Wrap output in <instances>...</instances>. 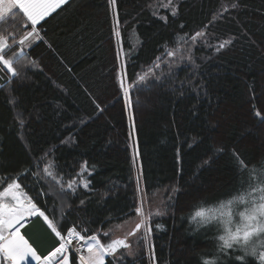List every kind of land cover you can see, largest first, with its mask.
Returning <instances> with one entry per match:
<instances>
[{
	"label": "trees",
	"instance_id": "obj_1",
	"mask_svg": "<svg viewBox=\"0 0 264 264\" xmlns=\"http://www.w3.org/2000/svg\"><path fill=\"white\" fill-rule=\"evenodd\" d=\"M164 1L69 0L41 21L0 87V188L19 182L62 233L102 240L137 217L142 192L170 191L147 246L105 264H241L192 216L240 194L234 154L264 166V0H176L175 15ZM25 23L17 10L0 24L7 56Z\"/></svg>",
	"mask_w": 264,
	"mask_h": 264
},
{
	"label": "snow or ice",
	"instance_id": "obj_2",
	"mask_svg": "<svg viewBox=\"0 0 264 264\" xmlns=\"http://www.w3.org/2000/svg\"><path fill=\"white\" fill-rule=\"evenodd\" d=\"M108 2L112 5L116 3V0H108ZM68 3L69 0H0V24H6L10 19H14L18 10L22 14V19L26 21L23 27L29 28L30 26V30L18 41V44L22 46L20 51H13L12 56H7L6 53V50H11L8 37L0 35V66L2 69H6L13 77L17 76L18 72L14 67V62H18L23 46L31 44L33 40L40 39L37 26L45 17ZM175 14V8H173L172 15ZM118 24L117 21L116 27L113 28V33L117 37L120 36V32L117 30ZM196 35L201 36L203 33ZM13 43L17 42L13 40ZM227 43L230 42L221 43L218 50L225 48ZM141 79L143 80V77ZM120 86L121 88L124 87L122 78ZM127 94L126 90L125 95ZM256 115L259 116L260 113L257 112ZM234 155L241 171L240 194L226 203L222 202L218 210H206L200 206L194 212L192 219L201 226L219 220L224 228V234L219 236L221 241L219 250L221 252L228 255V249L238 246L243 255H238L235 259L241 264H247L246 257L249 255L256 256L260 264H264V166L250 168L238 154ZM207 162L205 161V163ZM44 171L53 176L49 168H45ZM244 171H247V177L243 175ZM88 174L91 175L92 173L89 171ZM53 178L55 179L54 176ZM89 183L84 182L83 187L88 189ZM67 187L75 190L73 183H69ZM40 194L44 195L45 193L41 192ZM81 203L83 204V201ZM237 204H245L246 210L235 212L234 209ZM225 209L228 210L225 211ZM136 211L140 213L139 208ZM217 211L219 217H217ZM155 214L160 215L161 213L157 211ZM234 215L240 217V221L235 224L232 219ZM29 217L42 218L47 228L58 239V245L46 256H40L29 241L21 235L18 225L23 226ZM141 223L136 225V230L140 229ZM150 230L149 226L148 231ZM134 234V232L129 233V235ZM121 247L127 249L130 245L124 239L102 243L98 235L85 236L75 226L62 233L46 212L38 207L37 202L24 193L22 185L17 181L0 188V264H29V258L35 264H72L70 248H74L80 253L78 256L80 264H105V256L115 255ZM85 251L87 256L84 255ZM204 264H215V260H206Z\"/></svg>",
	"mask_w": 264,
	"mask_h": 264
},
{
	"label": "rangeland",
	"instance_id": "obj_3",
	"mask_svg": "<svg viewBox=\"0 0 264 264\" xmlns=\"http://www.w3.org/2000/svg\"><path fill=\"white\" fill-rule=\"evenodd\" d=\"M175 2L176 0H166L163 2V6L164 7H169L170 5L172 6V8L175 6ZM46 18V17H45ZM149 71H151L150 68L146 69L144 72V74H141V77H143V80L140 78L139 80V85L146 82L147 80L151 79V74L149 73ZM121 78L123 79V84H124V89L125 91L127 90V105L131 110V98L129 95V91H130V87L128 86L127 82L125 81V78L122 74V71L120 72V81ZM134 124V123H133ZM170 191H158L155 192L151 195L148 194H144L142 192V203H141V207H140V213H138L137 217L134 218L131 221L125 222L121 225L118 226H113L110 230H108L107 235L104 234L105 236V240L101 239L102 243H109L112 240H116V239H124L126 240V242L130 245L129 248L125 249L123 247H121L119 249V251L113 255V257H120V256H135L137 254V252L143 247V246H147L148 243V233H147V224L149 222V218L151 215L155 214L157 211L161 212V210L165 207V205H167L169 199H170ZM238 196V195H235ZM234 197L231 196L229 198L226 199H222L220 200L218 203L212 204V205H208V206H204L203 208L206 210H218L220 209V205L222 202L226 203L228 200H231ZM246 205L245 204H237L235 206V212H243L246 210ZM228 209H225V211H227ZM217 217H219V212L217 211ZM199 219V218H197ZM233 219V223H238L240 221V217L238 215H234L232 217ZM141 221H143V223H141ZM193 222H195L192 219ZM138 223H141V227L139 230H136V225ZM205 228H215L216 232H218V236L223 235L224 234V228H223V224L219 222V220L213 221L210 224H204ZM134 232V235H129V233ZM46 236V235H44ZM74 243H77L76 241H74ZM72 251L78 253L74 248H70ZM230 250H235L238 251L241 255H243V253L239 250L238 246L234 247L233 249ZM87 256V252H84ZM256 257L253 255H249L248 257ZM106 257L105 256V261H106ZM257 258V257H256ZM30 259V258H29ZM33 262V261H32ZM35 263V262H34Z\"/></svg>",
	"mask_w": 264,
	"mask_h": 264
},
{
	"label": "crops",
	"instance_id": "obj_4",
	"mask_svg": "<svg viewBox=\"0 0 264 264\" xmlns=\"http://www.w3.org/2000/svg\"><path fill=\"white\" fill-rule=\"evenodd\" d=\"M9 76L10 74L6 71V69H2V66H0V87L2 82L5 81ZM46 233L49 236H43V234ZM23 236L30 239L31 242L37 247L40 256H46L58 245L57 237L52 234L50 229L47 228L46 224L40 218H35L33 220L32 224L24 230Z\"/></svg>",
	"mask_w": 264,
	"mask_h": 264
},
{
	"label": "bare ground",
	"instance_id": "obj_5",
	"mask_svg": "<svg viewBox=\"0 0 264 264\" xmlns=\"http://www.w3.org/2000/svg\"><path fill=\"white\" fill-rule=\"evenodd\" d=\"M212 205V204H211ZM208 206V205H207ZM35 218H38V217H35ZM34 217H31V218H28V221L26 222V223H23V226H19L18 225V227H20V232H21V235H24V230L27 228V227H29L31 224H32V222H33V220L35 219ZM41 219V218H40ZM53 234V233H52ZM54 235V234H53ZM25 237V236H24ZM25 239H27L28 241H29V243L37 250V252H38V249H37V247L31 242V240L30 239H28L27 237H25ZM39 254V253H38Z\"/></svg>",
	"mask_w": 264,
	"mask_h": 264
},
{
	"label": "water",
	"instance_id": "obj_6",
	"mask_svg": "<svg viewBox=\"0 0 264 264\" xmlns=\"http://www.w3.org/2000/svg\"><path fill=\"white\" fill-rule=\"evenodd\" d=\"M7 71V70H6ZM11 75V74H10ZM12 76V75H11Z\"/></svg>",
	"mask_w": 264,
	"mask_h": 264
}]
</instances>
